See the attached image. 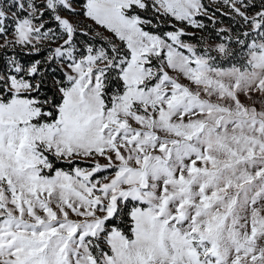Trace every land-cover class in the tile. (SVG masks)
Instances as JSON below:
<instances>
[{"label":"snow or ice","instance_id":"6c2138e0","mask_svg":"<svg viewBox=\"0 0 264 264\" xmlns=\"http://www.w3.org/2000/svg\"><path fill=\"white\" fill-rule=\"evenodd\" d=\"M0 264H264V0H0Z\"/></svg>","mask_w":264,"mask_h":264}]
</instances>
